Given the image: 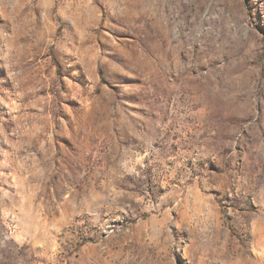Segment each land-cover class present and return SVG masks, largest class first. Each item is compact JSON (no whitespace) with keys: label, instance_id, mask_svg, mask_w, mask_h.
<instances>
[{"label":"rangeland","instance_id":"rangeland-1","mask_svg":"<svg viewBox=\"0 0 264 264\" xmlns=\"http://www.w3.org/2000/svg\"><path fill=\"white\" fill-rule=\"evenodd\" d=\"M264 0H0V264H260Z\"/></svg>","mask_w":264,"mask_h":264},{"label":"crops","instance_id":"crops-1","mask_svg":"<svg viewBox=\"0 0 264 264\" xmlns=\"http://www.w3.org/2000/svg\"><path fill=\"white\" fill-rule=\"evenodd\" d=\"M262 232H263V236H264V231H262ZM259 246L264 247V237H263V239L259 240ZM259 263L264 264V256L259 258Z\"/></svg>","mask_w":264,"mask_h":264}]
</instances>
